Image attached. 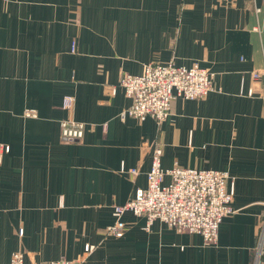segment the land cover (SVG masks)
<instances>
[{
	"label": "crops",
	"instance_id": "crops-1",
	"mask_svg": "<svg viewBox=\"0 0 264 264\" xmlns=\"http://www.w3.org/2000/svg\"><path fill=\"white\" fill-rule=\"evenodd\" d=\"M170 62L212 71L217 91L176 99L163 123L122 118V76ZM67 118L87 125L81 142L62 140ZM157 145L164 169L234 179L216 245L131 212L122 237L108 233ZM263 228L262 0H0V264H253Z\"/></svg>",
	"mask_w": 264,
	"mask_h": 264
},
{
	"label": "built area",
	"instance_id": "built-area-1",
	"mask_svg": "<svg viewBox=\"0 0 264 264\" xmlns=\"http://www.w3.org/2000/svg\"><path fill=\"white\" fill-rule=\"evenodd\" d=\"M264 4V0H262ZM75 45L72 50L74 51ZM215 73L199 65L178 67L173 62L167 64H150L141 75L124 74L120 86L131 100L130 107L122 113V118L131 117L139 121L148 118L157 123L166 121L172 110L174 101L198 100L217 91ZM259 73H254L259 78ZM75 98L66 96L62 108L69 113L74 110ZM26 117H35L36 111L27 110ZM87 125L72 118L60 122L63 141L68 143L81 142L86 133ZM9 151V147H4ZM163 149L157 145L153 152L151 170L147 175L148 185L138 189L134 197L124 205L114 207L116 224L108 228V233L122 237L123 224L121 219L127 212L138 217H146V230L154 222L160 221L178 233L199 234L207 246L216 245L222 221L235 213L232 203L235 195L234 179L223 171L199 170L175 167H162ZM131 176L138 174L137 169L122 170ZM171 182L164 184L165 177ZM264 228L260 246L255 253L253 264H260ZM25 255L16 252L10 264H24ZM50 264H78L61 259Z\"/></svg>",
	"mask_w": 264,
	"mask_h": 264
}]
</instances>
